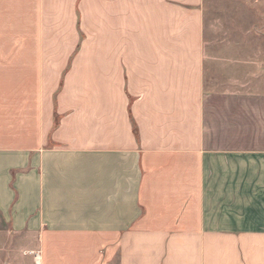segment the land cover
Returning <instances> with one entry per match:
<instances>
[{
    "label": "crops",
    "instance_id": "0c3cea01",
    "mask_svg": "<svg viewBox=\"0 0 264 264\" xmlns=\"http://www.w3.org/2000/svg\"><path fill=\"white\" fill-rule=\"evenodd\" d=\"M226 1L0 0L4 264H264V0Z\"/></svg>",
    "mask_w": 264,
    "mask_h": 264
},
{
    "label": "rangeland",
    "instance_id": "374dc122",
    "mask_svg": "<svg viewBox=\"0 0 264 264\" xmlns=\"http://www.w3.org/2000/svg\"><path fill=\"white\" fill-rule=\"evenodd\" d=\"M216 4H218V3H221V2H218V1H216L215 2ZM223 3H226V4H232V3H236V1H233V2H231L230 0L229 1H226V2H223ZM220 8L221 7H214V8H212V7H210L209 5L207 6V8H206V14H207V16H208V18H210V16H214V18H216V19H220V20H223V19H225L226 17H224V16H222L221 15V10H220ZM1 234H4L5 235V237L3 238V241L4 242H6V243H8V244H11V243H13L14 241H13V238L10 236V235H8L7 233H4V232H0ZM31 256V255H30ZM30 256H27L26 258H24L25 259V261H28V263L29 264H33V260H32V257H30ZM9 261V258H8V254H7V252H2V251H0V264H4V263H7Z\"/></svg>",
    "mask_w": 264,
    "mask_h": 264
},
{
    "label": "built area",
    "instance_id": "2783aa9c",
    "mask_svg": "<svg viewBox=\"0 0 264 264\" xmlns=\"http://www.w3.org/2000/svg\"><path fill=\"white\" fill-rule=\"evenodd\" d=\"M33 254L34 257V264H39V260H40V255L38 251H33L31 252Z\"/></svg>",
    "mask_w": 264,
    "mask_h": 264
}]
</instances>
